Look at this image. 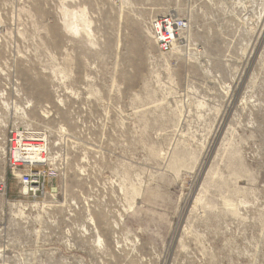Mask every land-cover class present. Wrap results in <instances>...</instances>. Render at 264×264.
Wrapping results in <instances>:
<instances>
[{
  "label": "rangeland",
  "instance_id": "374dc122",
  "mask_svg": "<svg viewBox=\"0 0 264 264\" xmlns=\"http://www.w3.org/2000/svg\"><path fill=\"white\" fill-rule=\"evenodd\" d=\"M0 176V264H264V0H0Z\"/></svg>",
  "mask_w": 264,
  "mask_h": 264
},
{
  "label": "built area",
  "instance_id": "2783aa9c",
  "mask_svg": "<svg viewBox=\"0 0 264 264\" xmlns=\"http://www.w3.org/2000/svg\"><path fill=\"white\" fill-rule=\"evenodd\" d=\"M186 23L171 15L153 19L149 29L151 35L163 52L171 50L179 30ZM45 132L41 128L27 125L12 126L4 135V162L12 176L25 188L27 194L36 196L43 191L46 182ZM5 178L0 176V195L4 194Z\"/></svg>",
  "mask_w": 264,
  "mask_h": 264
},
{
  "label": "bare ground",
  "instance_id": "6f19581e",
  "mask_svg": "<svg viewBox=\"0 0 264 264\" xmlns=\"http://www.w3.org/2000/svg\"><path fill=\"white\" fill-rule=\"evenodd\" d=\"M46 140H47V136H45V142H46ZM45 146H46V144H45ZM46 152H47V148H46V150H45Z\"/></svg>",
  "mask_w": 264,
  "mask_h": 264
}]
</instances>
